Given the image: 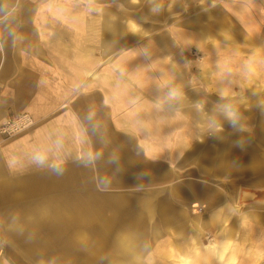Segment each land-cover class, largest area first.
Listing matches in <instances>:
<instances>
[{"label": "crops", "instance_id": "0c3cea01", "mask_svg": "<svg viewBox=\"0 0 264 264\" xmlns=\"http://www.w3.org/2000/svg\"><path fill=\"white\" fill-rule=\"evenodd\" d=\"M169 2L154 15L150 0H0V125L35 121L0 134V264H264V115L245 112L253 136L241 149L226 121L222 140L195 139L194 108L211 114L221 88L264 90L234 36L264 41V0L246 12L223 0L194 27L205 6Z\"/></svg>", "mask_w": 264, "mask_h": 264}, {"label": "clouds", "instance_id": "9594fccd", "mask_svg": "<svg viewBox=\"0 0 264 264\" xmlns=\"http://www.w3.org/2000/svg\"><path fill=\"white\" fill-rule=\"evenodd\" d=\"M133 4L139 2V0H131ZM165 0H150L151 6L149 7L150 14H160L164 10ZM199 4L206 5L207 0H198ZM223 0H212V7H215L217 4L222 3ZM234 2L240 3L242 11H248L252 6L251 0H234ZM180 3L185 9H187L188 4L187 0H170L168 3V9ZM100 7H96V11H100ZM207 11V7H205ZM131 30L133 32H139L140 28L136 24H131ZM225 39H230V35L225 33ZM259 63L264 64V60L259 61ZM187 66V65H186ZM247 69V75L251 76L255 73V64L252 61H249L245 65ZM252 95L255 99L250 98L244 94V90L241 89L239 93L230 92L226 88L219 89V96L221 102L216 104L211 114H203V101H198L194 104L197 116L199 119L196 120L197 133L195 139H202L204 135L216 136L218 139H223L221 135L223 132V123L226 121L232 128L234 133L239 134V139L235 140L234 146L244 149L245 146L251 143V138L253 136V127L250 124V117L245 115L246 111L252 109H258L261 115H264V90L253 89ZM183 97V92L180 88L175 86H170L167 91V98L169 100H174L179 102ZM136 125L144 127L139 120H137ZM183 149H181V155H183ZM35 162L39 165H44L46 162V157L44 155H36L33 157ZM230 168H235V162H232L228 165ZM56 175L63 174V168L54 164L51 166ZM144 173L138 174L137 179H140ZM143 188V185H138L137 190ZM43 264V262H41Z\"/></svg>", "mask_w": 264, "mask_h": 264}, {"label": "rangeland", "instance_id": "374dc122", "mask_svg": "<svg viewBox=\"0 0 264 264\" xmlns=\"http://www.w3.org/2000/svg\"><path fill=\"white\" fill-rule=\"evenodd\" d=\"M211 1L212 0H207V4L206 5H201V4H199V2L190 3L189 4L190 5V11L193 10V9H191V5H193V4L195 5V7L196 6H199V7L205 6V7H207V9L209 11H213V10L215 11V9L220 10V8L218 6H215V7H218V8H215V7L213 8ZM129 5L133 6L135 4L129 3ZM143 5H145V4H141V7ZM166 6H167V4H166ZM209 11H204V12H198V13H196L195 14L196 16L194 15V17L189 20L190 26H193V27L194 26H197V20H198V18L201 19V18L205 17L206 13H208ZM133 15H134V13L131 11V13H129L127 17L132 18ZM213 17L216 18V16H214V15H213ZM205 20L208 22V18L207 17H205ZM256 22H258V23H256ZM260 23H261L260 19H257V20H253V22L251 24H249V22H245V25L247 27H252V25H255V26H258L259 29H260L261 28V24ZM205 26H207V25H205ZM234 36L235 37H238L239 40L242 41V42H244V40H245L246 43L244 42V44H246V45H244L243 47H245L246 50L250 51V54H251V51L254 52L253 53V56H255L254 58H257V59H255L254 62L264 60V41L258 42V39L255 38L257 36H251V41H250V39L248 40V38L250 37V35H241V36L240 35H234ZM258 37H260L261 39L264 40V35L263 36L261 35V36H258ZM197 38H198V36H194L193 37V35H191V36L188 37V41L194 43L195 45H203V44H206L207 43L205 41V42H201L199 44V40ZM255 43H258V44H255ZM255 50H257V52H255ZM191 56L194 57V58H197L198 56H200V54H198V51L196 49H193L192 52H191ZM260 65H261V68H262V72L261 73L264 75V64H261L260 63ZM210 239H212V238H206L207 242L204 243V242L201 241V238H189V246H191V241L192 240H199L202 243L207 244ZM95 241H99V239H95L94 238L93 242H95ZM156 241H157V238H156ZM151 247H152V245H151ZM143 248H146V250L143 249ZM108 250H109V248H103L102 253L106 255V253L108 252ZM147 250H148V243H142V251H143L142 253H143V255H145V253L147 252ZM189 251H192L191 248H189ZM234 254H236L237 255V258H238V253L237 252L235 253V251H234ZM175 257H177V256H175ZM189 257H191L192 259L194 258L191 252L189 254ZM153 259H155L157 261L156 264H162L163 262H166L168 264V260L167 261L166 260H162V259L159 260V259H156V257H154ZM174 259H177V258H170L169 261H171V262L169 264H174L175 263L173 261ZM237 261H239L238 264H245V263H243L244 260H242V259H238Z\"/></svg>", "mask_w": 264, "mask_h": 264}, {"label": "built area", "instance_id": "2783aa9c", "mask_svg": "<svg viewBox=\"0 0 264 264\" xmlns=\"http://www.w3.org/2000/svg\"><path fill=\"white\" fill-rule=\"evenodd\" d=\"M34 123V119L27 112L14 114L6 118L0 125V134L4 139H7L27 130L33 126Z\"/></svg>", "mask_w": 264, "mask_h": 264}, {"label": "bare ground", "instance_id": "6f19581e", "mask_svg": "<svg viewBox=\"0 0 264 264\" xmlns=\"http://www.w3.org/2000/svg\"><path fill=\"white\" fill-rule=\"evenodd\" d=\"M210 248H212V247H210ZM224 253V252H223ZM185 264V263H184Z\"/></svg>", "mask_w": 264, "mask_h": 264}]
</instances>
